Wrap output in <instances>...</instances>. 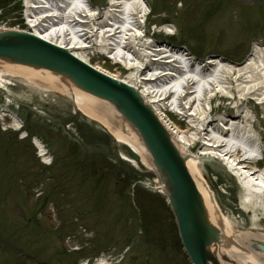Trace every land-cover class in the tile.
<instances>
[{
  "label": "rangeland",
  "instance_id": "obj_1",
  "mask_svg": "<svg viewBox=\"0 0 264 264\" xmlns=\"http://www.w3.org/2000/svg\"><path fill=\"white\" fill-rule=\"evenodd\" d=\"M90 1L103 8L108 3ZM146 1L154 8L144 24L147 38L186 46L202 61L220 56L240 63L254 45L264 46V0ZM8 10L0 3V24L17 20L18 12ZM165 26L174 32L172 38L162 31ZM3 78L13 102L2 101L1 91L0 109L18 114L53 162L41 164L29 140L19 141L17 133L6 129L10 118L0 124V264H92L100 259L105 264H190L164 196L143 186L131 194L129 182L156 179L150 167L123 160L118 143L80 117L70 98L22 76ZM258 103L249 99L235 108V101L218 96L209 119L241 114L264 135V104ZM66 124L72 126L68 132ZM76 135L79 142L71 139ZM200 147L197 143L192 151ZM256 165L263 166L264 160ZM197 177L211 196L218 223L264 232V209L244 208L246 191L235 170L212 158L198 163Z\"/></svg>",
  "mask_w": 264,
  "mask_h": 264
},
{
  "label": "bare ground",
  "instance_id": "obj_2",
  "mask_svg": "<svg viewBox=\"0 0 264 264\" xmlns=\"http://www.w3.org/2000/svg\"><path fill=\"white\" fill-rule=\"evenodd\" d=\"M25 4L28 22H32L34 32L42 38L73 49L87 45L111 48L114 60L124 62L131 70L129 77L133 84L146 87L145 93L156 107L162 110L169 107L174 114H182L191 123V127L178 131L177 142L191 147L199 139V154L224 161L236 170L246 190L244 208L264 209V167L257 170L251 166L263 154L264 135L253 123L247 126L243 121L246 116L241 114L209 119V107L218 93L230 98L236 93L238 101L233 97L235 108L239 107V102H247L248 99L264 102V46L254 45L241 64L218 58L202 63L181 48L140 43L145 28L142 20L149 11L145 0H108V6L101 14L88 0H26ZM95 17L100 20L86 28L85 25ZM164 30L170 32L169 27H164ZM62 35H70L71 38L65 41ZM76 56L81 59L80 53ZM135 65L143 66L144 71L132 72L131 67ZM234 72L238 75L233 76ZM48 73L25 66L6 65L0 69V77L3 74L22 76L44 91L72 98L81 115L102 126L118 143L129 146L140 157L142 165L151 166L147 150L136 131L129 128L109 104L111 109L105 106L104 101L69 88ZM181 150L182 156H188L186 166L204 199L209 220L223 235L218 247L212 248L215 256L222 264H264V253L252 249L253 244H264V232L256 228L233 230L228 224H215L214 204L197 177L196 158L186 155L183 148ZM121 158L134 164L122 154ZM97 264L105 263L98 261Z\"/></svg>",
  "mask_w": 264,
  "mask_h": 264
},
{
  "label": "water",
  "instance_id": "obj_3",
  "mask_svg": "<svg viewBox=\"0 0 264 264\" xmlns=\"http://www.w3.org/2000/svg\"><path fill=\"white\" fill-rule=\"evenodd\" d=\"M6 65L48 71L68 87L108 103L136 131L149 153L191 263L222 264L212 248L218 247L223 235L209 220L204 199L186 166L188 156L180 154L151 106L144 104L134 88L27 32L0 31V67ZM121 149L134 161H139V156L130 148L122 145ZM253 248L264 252V245L257 244Z\"/></svg>",
  "mask_w": 264,
  "mask_h": 264
},
{
  "label": "trees",
  "instance_id": "obj_4",
  "mask_svg": "<svg viewBox=\"0 0 264 264\" xmlns=\"http://www.w3.org/2000/svg\"><path fill=\"white\" fill-rule=\"evenodd\" d=\"M11 1H13V0H0V3H1L3 6H6V5L9 4ZM16 8H18V6H16Z\"/></svg>",
  "mask_w": 264,
  "mask_h": 264
}]
</instances>
